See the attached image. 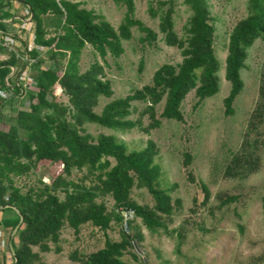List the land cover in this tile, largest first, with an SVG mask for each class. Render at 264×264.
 <instances>
[{
    "label": "trees",
    "instance_id": "1",
    "mask_svg": "<svg viewBox=\"0 0 264 264\" xmlns=\"http://www.w3.org/2000/svg\"><path fill=\"white\" fill-rule=\"evenodd\" d=\"M85 1L0 0L2 32L6 30L1 22L6 17L5 7L10 9L18 3L29 9L34 48L28 55L35 61L39 74L29 90L23 87L25 83L19 84L18 75L8 79V83L11 82L8 87L5 79L10 67L21 74L25 63L0 46V54L8 56L6 61H0V110L9 100L19 96L28 106V110L12 115L10 123L0 129V226L14 232L10 241L12 264H45L40 253L50 252L49 243H59L65 226L78 233L81 226L91 224L106 232L112 221L123 225L120 241L106 238L104 248L79 261L80 264H123L124 253L143 240L139 232L129 233L135 219L155 233L164 227V220L172 216L181 203L172 200V189L159 186L161 169L155 163L158 149L152 141L141 151L129 152L114 137L99 135L94 140L82 127L91 124L126 132L141 127L140 119L147 117L149 125L143 131L149 133L161 126L162 119L182 122L181 105L191 91L197 99L195 107L219 91L220 64L214 52L215 28L207 0H183V6L191 13L183 28V37L175 31V0H168L158 2L156 8L149 5L148 11L152 18L159 20L158 29L164 45L180 51L181 63L162 65L154 73L150 85L113 100L96 114L94 108L99 99L113 96L104 71V66L108 65L106 57L120 58L124 53L123 42L132 39L134 29L143 35L140 42L147 45L156 42L157 33L135 19L134 0H112L125 9L117 29L103 16L87 10ZM247 9V17L234 26L228 38L224 61V79L230 84V92L224 100L226 116L234 113L233 103L243 90L241 71L245 68L248 51L256 41L264 40V0H248ZM48 16L53 17L52 25H55L52 33L44 25V18ZM23 17L26 19L27 14ZM23 46L26 48L27 44ZM87 46L102 64L95 61L81 72L80 60ZM43 51L53 63L48 68H43L47 66L42 58ZM58 86L68 98V106L57 102ZM4 92L9 97H5ZM260 96L264 99V75ZM133 102L145 104L136 121L129 119L135 111ZM162 102L163 110L157 116L156 107ZM263 106L257 109L258 117H262ZM190 162V156H185V165ZM52 163L58 164L60 169L50 184L41 182L40 188H30L26 192L16 185L15 179L26 177L39 164ZM258 167L257 159L233 156L225 175L245 179ZM74 169L85 170L86 176L77 182L66 180ZM91 176H94V183L86 185ZM133 188L145 189L154 205L140 206L131 200ZM203 190L202 205H206L210 195L207 188ZM58 194H63V199ZM105 198L113 201L112 211L107 210ZM234 201L233 197L221 199L220 207ZM262 208L264 210V196ZM129 211L133 217L125 229L123 213Z\"/></svg>",
    "mask_w": 264,
    "mask_h": 264
},
{
    "label": "rangeland",
    "instance_id": "2",
    "mask_svg": "<svg viewBox=\"0 0 264 264\" xmlns=\"http://www.w3.org/2000/svg\"><path fill=\"white\" fill-rule=\"evenodd\" d=\"M163 1L168 0H134L135 19L157 33V40L152 45L142 44L140 38L143 35L134 29L132 39L123 42V55L117 59L106 57L108 65L104 66V71L113 96L99 99L98 106L94 108L96 114H100L103 107L113 100L125 98L150 85L154 73L162 65L176 66L181 63L180 51L164 45L158 29L159 20L152 18L148 11L149 5L156 8L157 3ZM85 3L87 10L103 16L115 29L121 24L125 9L116 6L112 0H86ZM182 3L183 0H175L173 17L179 37L184 36L183 28L191 16ZM207 3L215 28L214 52L220 64L216 96L195 107L197 99L191 91L181 105L183 121L162 119L161 126L149 133L143 131L149 125L147 117L140 119L141 127L126 132L91 124L82 127L84 133L94 140L99 135L114 137L129 152L141 151L146 148L147 142L152 141L158 149L155 163L161 169L159 186L161 189H172V200L181 203L172 216L164 220V227L155 233L149 232L139 219H135L129 233L139 232L143 240L124 253L123 264H264V106L262 117L256 115L257 109L264 104L260 96L264 75V40L256 41L249 49L245 68L241 71L243 90L233 103L234 113L226 116L224 100L230 92V84L224 79V61L228 38L234 26L247 17L248 0H207ZM42 58L47 63L43 68L53 64L48 60L46 51H43ZM95 61L102 64L87 46L80 60L81 72H85ZM35 66L34 63L24 67L21 74L14 69L16 75H13L19 76V84L30 85L27 88L23 85L28 90L39 75ZM3 95L9 97L5 92ZM56 96L58 103L68 106V98L62 91L58 89ZM25 103L19 96L1 108L3 119L0 118V129L10 123L11 116L17 111L28 110ZM132 107L135 111L129 119L136 121L145 104L133 102ZM163 107L164 102L156 107L157 116ZM187 155L191 158L188 166L184 163ZM233 156L257 159V171L245 179L226 177V167ZM59 169L56 163L39 164L26 177L15 179V183L22 192L40 188L41 182L50 184ZM84 176L85 170L74 169L66 180L77 182ZM94 180L91 176L85 184L92 185ZM204 187L210 195L206 205H202ZM58 195L63 199V194ZM232 197L235 198L233 203L220 207L221 199ZM130 198L140 206L154 205L153 198L145 189L133 188ZM103 202L108 211L113 210L110 198L103 199ZM122 231L123 225L115 221L106 232L91 224L81 226L78 233L65 226L59 243H49L50 252L40 253L41 261L45 264H80L79 260L104 248L106 238L119 242ZM12 236L14 232L0 226V264H12ZM33 251L39 253L37 248Z\"/></svg>",
    "mask_w": 264,
    "mask_h": 264
},
{
    "label": "crops",
    "instance_id": "3",
    "mask_svg": "<svg viewBox=\"0 0 264 264\" xmlns=\"http://www.w3.org/2000/svg\"><path fill=\"white\" fill-rule=\"evenodd\" d=\"M4 12H6V17H4L1 22L6 26L5 32H3V36L1 38L10 41L11 44H15L20 46V36L22 37V34L25 33V38L27 39L26 42H29V49L34 48L33 40H34V32L32 30L31 25V19L32 15L29 13V9L25 7H21L20 4L15 3L11 5L10 9L7 7L4 8ZM27 14V18L25 19L23 16ZM52 16H48L44 18V25L47 30H49L50 33H52V30L55 28H52ZM20 50H23V44L20 47ZM8 59V56L5 54H0V61H6ZM13 69L16 70L14 67H10V74L7 76L5 80H8L11 78L13 74L16 75V72H13ZM13 75V76H15ZM12 76V78H13ZM18 84V82H17ZM34 84V83H33Z\"/></svg>",
    "mask_w": 264,
    "mask_h": 264
},
{
    "label": "built area",
    "instance_id": "4",
    "mask_svg": "<svg viewBox=\"0 0 264 264\" xmlns=\"http://www.w3.org/2000/svg\"><path fill=\"white\" fill-rule=\"evenodd\" d=\"M3 35H4L3 32L0 31V46L2 48L6 49L7 52H9V53L15 54V57H16L17 60H20L23 63H25V67L32 66L35 63V61L30 59V57L28 55V52H30L32 49H29V42H26L27 39L25 38V36H26L25 33L22 34V37L20 36V40H19L20 44L22 42H24L22 44H27L26 48L23 46V50H20V47H21L22 44L20 46L15 45V44H11L10 41H7V40L1 38V36H3ZM13 72H14V69H13ZM5 83H6V85L8 87H10V84L8 83V80H5ZM24 85H25V87L28 86L27 84H24ZM28 87H30V86H28ZM58 89L61 91L59 86H58ZM123 214H124V221L123 222H124V226H125V229H126L127 228V222L132 219L133 213L129 211V212H126V213H123Z\"/></svg>",
    "mask_w": 264,
    "mask_h": 264
}]
</instances>
